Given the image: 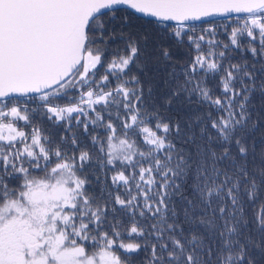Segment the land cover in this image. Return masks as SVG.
Here are the masks:
<instances>
[{"label": "snow or ice", "instance_id": "snow-or-ice-1", "mask_svg": "<svg viewBox=\"0 0 264 264\" xmlns=\"http://www.w3.org/2000/svg\"><path fill=\"white\" fill-rule=\"evenodd\" d=\"M0 264H264V0H0Z\"/></svg>", "mask_w": 264, "mask_h": 264}, {"label": "trees", "instance_id": "trees-1", "mask_svg": "<svg viewBox=\"0 0 264 264\" xmlns=\"http://www.w3.org/2000/svg\"><path fill=\"white\" fill-rule=\"evenodd\" d=\"M21 123H23V122H21Z\"/></svg>", "mask_w": 264, "mask_h": 264}]
</instances>
